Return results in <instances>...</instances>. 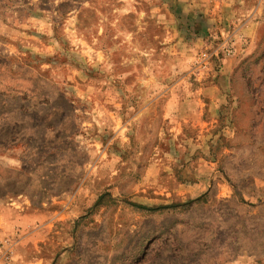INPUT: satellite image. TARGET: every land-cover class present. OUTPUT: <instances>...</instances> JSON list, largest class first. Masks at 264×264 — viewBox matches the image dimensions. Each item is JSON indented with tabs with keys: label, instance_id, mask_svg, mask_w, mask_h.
<instances>
[{
	"label": "rangeland",
	"instance_id": "1",
	"mask_svg": "<svg viewBox=\"0 0 264 264\" xmlns=\"http://www.w3.org/2000/svg\"><path fill=\"white\" fill-rule=\"evenodd\" d=\"M232 2L212 37L0 0V264H264V0Z\"/></svg>",
	"mask_w": 264,
	"mask_h": 264
},
{
	"label": "crops",
	"instance_id": "2",
	"mask_svg": "<svg viewBox=\"0 0 264 264\" xmlns=\"http://www.w3.org/2000/svg\"><path fill=\"white\" fill-rule=\"evenodd\" d=\"M233 0H184L182 9L189 12L187 19L199 31L198 35H216L221 30L220 25L231 13ZM186 2H189L188 4ZM196 34V35H197ZM211 37V36H210ZM179 45V44H178ZM207 67H202L199 72L207 71ZM201 74L197 80H201Z\"/></svg>",
	"mask_w": 264,
	"mask_h": 264
},
{
	"label": "built area",
	"instance_id": "3",
	"mask_svg": "<svg viewBox=\"0 0 264 264\" xmlns=\"http://www.w3.org/2000/svg\"><path fill=\"white\" fill-rule=\"evenodd\" d=\"M227 54L230 55V54H231V51H228ZM206 58H207V55L204 54V55H203V59H206Z\"/></svg>",
	"mask_w": 264,
	"mask_h": 264
}]
</instances>
